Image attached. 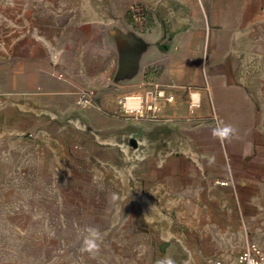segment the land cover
<instances>
[{"label": "crops", "instance_id": "0c3cea01", "mask_svg": "<svg viewBox=\"0 0 264 264\" xmlns=\"http://www.w3.org/2000/svg\"><path fill=\"white\" fill-rule=\"evenodd\" d=\"M146 5L145 33L107 16L76 14L74 5L72 13L53 11L30 22L0 15V52L9 53L12 69L19 68L20 98L27 106L22 120L47 125L46 139L60 146L77 143L86 159L98 161V152L115 149L122 197L131 199L134 213L158 241L180 248L193 262L213 257L237 264L248 242L264 250V178L255 174L264 167V96L253 85L251 65L245 75L226 61L213 68L205 61L211 53L250 51L236 43L251 36V0ZM112 31L140 37L143 46L134 74L118 82ZM95 36L101 52L87 48ZM224 38L235 46L220 52ZM88 89L96 94L82 105ZM128 94L144 97L141 116L122 112L118 100ZM152 104L156 110L149 109ZM66 116L63 130L51 127ZM221 123L237 129L231 142L212 138L211 129Z\"/></svg>", "mask_w": 264, "mask_h": 264}, {"label": "rangeland", "instance_id": "374dc122", "mask_svg": "<svg viewBox=\"0 0 264 264\" xmlns=\"http://www.w3.org/2000/svg\"><path fill=\"white\" fill-rule=\"evenodd\" d=\"M251 3V36L236 43L250 51L211 53L205 62L213 68L226 61L232 70L238 66L245 75L251 65L253 85L264 96V0ZM146 4L147 0H0V15L5 19L14 15L13 20L20 16L30 22L50 17L53 11L72 13L74 5L76 14L107 16L145 33ZM8 6L13 7V14L6 12ZM4 33L0 25V35ZM219 41L220 52L235 46L231 39ZM88 42L91 52H101L99 38ZM9 57L8 52H0V264H166L169 260L173 264H209L213 257L205 263L193 262L180 248L158 241L134 213L131 199L122 197L115 149L98 152V161L86 159L77 143L60 146L46 139L47 125L22 120L27 106L20 98L19 68L12 69ZM214 61L217 63L212 65ZM69 119H55L50 125L63 130ZM60 133L66 136L64 131ZM255 174L264 178V167ZM87 227L98 228L103 237L95 258L81 251Z\"/></svg>", "mask_w": 264, "mask_h": 264}, {"label": "built area", "instance_id": "2783aa9c", "mask_svg": "<svg viewBox=\"0 0 264 264\" xmlns=\"http://www.w3.org/2000/svg\"><path fill=\"white\" fill-rule=\"evenodd\" d=\"M96 90H86L81 98V104H89L92 102ZM168 102L173 101V96H166ZM118 104L122 112L127 116H141L146 107V101L142 95L128 94L118 100ZM196 102H191L190 107L195 108ZM150 110H156V105H149ZM214 184L219 186H228L227 180H214ZM209 264H226L222 258H213ZM237 264H264V250L257 243L248 242L237 257Z\"/></svg>", "mask_w": 264, "mask_h": 264}, {"label": "water", "instance_id": "95a60500", "mask_svg": "<svg viewBox=\"0 0 264 264\" xmlns=\"http://www.w3.org/2000/svg\"><path fill=\"white\" fill-rule=\"evenodd\" d=\"M112 35L119 50L118 69L114 77V81L118 82L134 74L139 57L143 52V46L140 37L133 38L130 35H121L118 31H112ZM127 57L132 59L127 60Z\"/></svg>", "mask_w": 264, "mask_h": 264}, {"label": "clouds", "instance_id": "9594fccd", "mask_svg": "<svg viewBox=\"0 0 264 264\" xmlns=\"http://www.w3.org/2000/svg\"><path fill=\"white\" fill-rule=\"evenodd\" d=\"M237 129L231 124H218L211 129V136L213 139L220 142H231L235 137ZM87 235L84 236L81 251L87 253L90 257L95 258L101 250V242L103 240L102 234L98 228L87 227L85 229ZM166 264H173L171 260Z\"/></svg>", "mask_w": 264, "mask_h": 264}, {"label": "flooded vegetation", "instance_id": "af4514ba", "mask_svg": "<svg viewBox=\"0 0 264 264\" xmlns=\"http://www.w3.org/2000/svg\"><path fill=\"white\" fill-rule=\"evenodd\" d=\"M126 59H127V60H131L132 58H131V57H127Z\"/></svg>", "mask_w": 264, "mask_h": 264}]
</instances>
